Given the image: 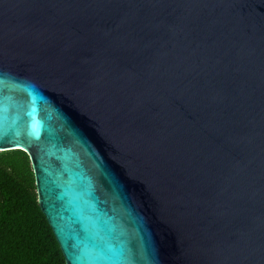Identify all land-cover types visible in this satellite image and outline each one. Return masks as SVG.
I'll list each match as a JSON object with an SVG mask.
<instances>
[{
	"label": "water",
	"instance_id": "1",
	"mask_svg": "<svg viewBox=\"0 0 264 264\" xmlns=\"http://www.w3.org/2000/svg\"><path fill=\"white\" fill-rule=\"evenodd\" d=\"M12 149L66 264H264V0H0Z\"/></svg>",
	"mask_w": 264,
	"mask_h": 264
},
{
	"label": "trees",
	"instance_id": "2",
	"mask_svg": "<svg viewBox=\"0 0 264 264\" xmlns=\"http://www.w3.org/2000/svg\"><path fill=\"white\" fill-rule=\"evenodd\" d=\"M0 264H66L22 149L0 151Z\"/></svg>",
	"mask_w": 264,
	"mask_h": 264
}]
</instances>
